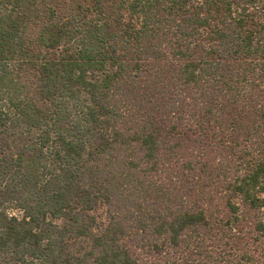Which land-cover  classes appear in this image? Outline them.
Listing matches in <instances>:
<instances>
[{
	"label": "trees",
	"instance_id": "1",
	"mask_svg": "<svg viewBox=\"0 0 264 264\" xmlns=\"http://www.w3.org/2000/svg\"><path fill=\"white\" fill-rule=\"evenodd\" d=\"M0 264H264V0H0Z\"/></svg>",
	"mask_w": 264,
	"mask_h": 264
}]
</instances>
